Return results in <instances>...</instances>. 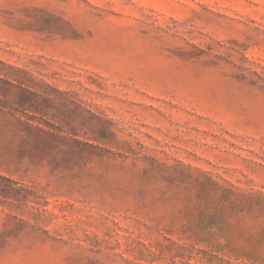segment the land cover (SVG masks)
<instances>
[{"label":"rangeland","instance_id":"obj_1","mask_svg":"<svg viewBox=\"0 0 264 264\" xmlns=\"http://www.w3.org/2000/svg\"><path fill=\"white\" fill-rule=\"evenodd\" d=\"M0 264H264V0H0Z\"/></svg>","mask_w":264,"mask_h":264}]
</instances>
